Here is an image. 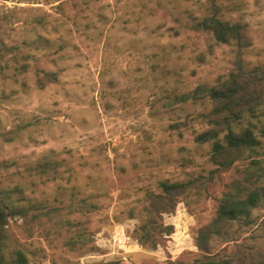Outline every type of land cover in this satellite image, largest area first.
<instances>
[{
  "label": "rangeland",
  "instance_id": "374dc122",
  "mask_svg": "<svg viewBox=\"0 0 264 264\" xmlns=\"http://www.w3.org/2000/svg\"><path fill=\"white\" fill-rule=\"evenodd\" d=\"M213 2L222 17L245 23V65L264 66V0H0V187L20 184L31 202L59 207V224L43 219L26 230L20 219L9 220L30 262L168 264L202 255L197 230L211 221L218 191L243 162L218 173L207 195L163 213L173 231L154 249L134 238L138 219L128 209L162 179L213 169L209 144L193 141L205 127L195 114L208 103L169 104L234 65L233 44L192 28ZM46 71L56 81L40 87ZM40 159L69 169L61 166L53 179L27 170ZM248 219L224 229L239 242L264 245V204ZM79 232L84 247L63 244ZM225 237L211 240L213 250Z\"/></svg>",
  "mask_w": 264,
  "mask_h": 264
},
{
  "label": "trees",
  "instance_id": "16d2710c",
  "mask_svg": "<svg viewBox=\"0 0 264 264\" xmlns=\"http://www.w3.org/2000/svg\"><path fill=\"white\" fill-rule=\"evenodd\" d=\"M192 28L209 32L216 42L233 44L236 49L234 65L226 75L218 76L210 84L200 83L188 91L175 93L169 99L170 105L208 103L205 110L195 114L194 120L205 127L194 133L193 141L198 145L209 144L208 162L213 169L205 175L196 174L181 180L162 179L157 184L158 191L146 190L140 204L128 209V216L138 219L133 235L141 246L156 248L163 243L164 236L173 231L171 224L162 222L163 213L172 212L183 199L207 195L218 173L231 171L237 163L243 162L240 173L229 177L218 191L211 221L197 230L195 245L202 255L190 262L168 260V264H264V245L239 242L224 229L234 221L248 222L252 210L264 204V66L245 65L241 54L251 42L246 25L222 17L214 2L212 11L192 23ZM56 77L55 72L46 71L38 84L43 87L44 82H54ZM61 166L65 171L69 169L59 160L40 159L28 165L27 170L53 179L60 174ZM5 167L6 164L0 162V171ZM23 192L20 184L0 187V264H35L11 237L8 231L11 218L20 219L26 230L43 219H57L59 207L42 201L31 202ZM86 205L82 202L80 208ZM69 222L60 219L67 228ZM218 235L226 237L225 245L216 251L211 240ZM83 237L79 232L75 239L70 238L63 244L68 248L84 247Z\"/></svg>",
  "mask_w": 264,
  "mask_h": 264
}]
</instances>
